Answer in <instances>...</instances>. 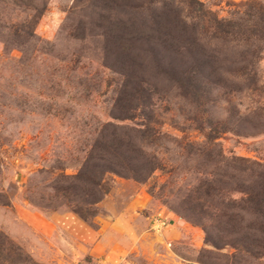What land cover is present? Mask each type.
<instances>
[{
    "label": "rangeland",
    "instance_id": "obj_1",
    "mask_svg": "<svg viewBox=\"0 0 264 264\" xmlns=\"http://www.w3.org/2000/svg\"><path fill=\"white\" fill-rule=\"evenodd\" d=\"M172 7L236 22L264 0H0V264H262L220 220L240 198L232 161L264 160V117L249 113L264 106V53L253 91L196 73L209 88L196 101L179 78L191 56L161 72L147 52L156 33L134 15ZM124 107L131 120L116 119ZM227 120L233 132L209 141V125ZM115 134L142 178L107 173L95 206L61 192ZM78 206L95 215L81 219Z\"/></svg>",
    "mask_w": 264,
    "mask_h": 264
},
{
    "label": "trees",
    "instance_id": "obj_2",
    "mask_svg": "<svg viewBox=\"0 0 264 264\" xmlns=\"http://www.w3.org/2000/svg\"><path fill=\"white\" fill-rule=\"evenodd\" d=\"M173 9L134 11V15L142 16L139 20L142 24H149L146 31L156 33L155 37L149 38L154 42L149 43L147 52L155 56L161 72L166 66L170 72L174 70V65L169 63L172 55L179 56L182 52L190 55L193 61L189 70L177 73L184 80L186 89L194 91L192 95L196 101L209 92V88L202 85L201 81L197 83L196 73L209 79L206 80L207 86H223L233 92H242L243 89L253 91L258 86V64L264 53V9L257 8V11L245 13L244 18L236 22L218 20L205 11H195L193 17H188L183 15V11ZM201 31L205 35L204 43L199 38ZM123 50L127 55H139L133 52L132 43L124 46ZM230 78L232 81H229ZM121 95L125 98V91ZM141 95V91H136L132 98L139 100ZM123 109L116 119L131 120V115H128L131 108ZM249 113L252 117L261 119L264 117V106H257ZM227 121V124L223 123L217 130V127L209 125L206 133L209 141L222 133L233 132L234 129L229 127L230 121ZM249 122L250 118L244 116L239 125L244 130ZM262 126L261 123L249 124L253 130ZM201 131L205 132V129ZM216 132L218 133L215 134ZM116 135L104 136L102 139L106 138L107 141L96 142L93 150L100 153L90 156L81 171L73 176L75 184L59 190L71 191L84 204L95 206L106 193L101 181L107 173L142 178L141 170L131 165L134 158L125 155L132 150L131 142L124 144ZM126 137L129 139V136ZM116 156H120L117 161L113 160ZM231 166L235 172L232 179L237 180L235 192L240 194V198L226 206L223 220H220L221 226L235 233L237 243L234 246L242 253L241 256L249 255L264 264V160L255 162L235 158ZM74 212L83 220L95 215L94 211L83 210L79 206L75 207Z\"/></svg>",
    "mask_w": 264,
    "mask_h": 264
},
{
    "label": "built area",
    "instance_id": "obj_3",
    "mask_svg": "<svg viewBox=\"0 0 264 264\" xmlns=\"http://www.w3.org/2000/svg\"><path fill=\"white\" fill-rule=\"evenodd\" d=\"M164 225V222H160L158 220H155L154 223L152 224V228L156 231L160 229Z\"/></svg>",
    "mask_w": 264,
    "mask_h": 264
}]
</instances>
